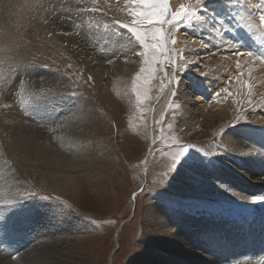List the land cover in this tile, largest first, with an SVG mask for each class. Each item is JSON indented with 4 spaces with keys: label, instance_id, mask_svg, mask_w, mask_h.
Instances as JSON below:
<instances>
[{
    "label": "rangeland",
    "instance_id": "1",
    "mask_svg": "<svg viewBox=\"0 0 264 264\" xmlns=\"http://www.w3.org/2000/svg\"><path fill=\"white\" fill-rule=\"evenodd\" d=\"M120 2L123 5L117 7ZM171 2L172 0H169L170 6ZM10 3V6L5 8L6 12L9 11V16L0 21L2 27L0 28V91L10 93L7 99L0 95V109L4 112L7 107L15 108L24 119L35 121L34 118L36 120L38 118L30 112L35 111L36 105L32 108L27 105L32 95L61 100L78 96L89 99L93 101L92 103L95 102L94 109L99 113L102 124L105 126L106 140L98 142L110 149L107 167L94 169L90 166L88 174L81 175L83 182L81 185H88L91 189L85 190L86 192L81 191L82 193L77 195H72L70 192L64 194L47 192L45 189L37 188L26 182L20 173L10 178L7 182L9 189L0 191V201L4 202L0 203V208L8 210L11 214V225L7 231L19 235L28 230L25 232L30 234L29 237L38 238L40 236L38 241L29 242L32 245L26 242L12 248L8 253L12 255L11 263H17L20 257L26 256L27 260H22V264H30L29 257H38L41 264H139L137 259L143 258L145 261L152 253L149 245L151 237L156 234L150 236L148 230L151 229L150 217L153 216L156 208H160L165 217L173 219L191 215L208 222L217 220L236 224L235 226L240 227L244 232L242 239L245 245L247 241L252 242L263 238L261 237L263 231L259 229V226L264 223V185L259 186L261 189L255 188L256 195H245L238 191L239 189L237 190V188L245 189L244 184L240 182L239 184L237 178L229 182L230 186L235 185L233 188L220 181L214 184L211 182L213 181L211 177L207 178L209 172L219 171L218 155L244 157L245 152L234 147L231 140H228L230 143L227 142V145H224L221 140L223 131L225 130V133L227 127L220 129L222 133L217 134L219 136L212 132V129H206L201 139L193 137L191 133H185L186 129H183L185 127L179 129L178 125L182 119V105L177 100V94L176 98L170 95L168 105L164 108V113L162 112L160 118L156 121L152 120L156 101L168 89L166 87L163 92H160V81L164 79L163 74L168 64L166 50L163 55H157L161 70L155 74L156 78L149 85L148 96L142 97L143 102H141L137 99L134 81L136 73L143 66L142 59H147V57H140V67L130 77L120 75L121 77L118 76L108 82L104 77V81H99L98 78H94L91 71H86V68L80 65L81 59L73 58L75 46L71 48L62 40H54L61 38L62 34H65L64 38H68L69 35L76 33V36H79L78 39L80 36L85 37L81 38V41L83 45L89 44L88 50L94 48L93 50L99 54H103L102 46L111 37H129L132 42H135L127 29L117 23V21L131 22L128 9L134 5L130 4V0H95V3L93 0H11ZM111 3L115 4L116 7L113 9L120 15L117 19L111 17L112 21H107L109 17L105 15L104 17L102 11H105V7L110 8ZM246 6L249 7L248 13L244 14L243 8ZM94 8L98 10L93 11ZM122 14L128 18H122ZM261 14H264V0H204L198 11V15H203L204 19L193 21L189 26L181 24L180 30L175 33L177 43L174 47L177 51L173 52V57L176 58L177 64L183 63L178 58L180 53L187 60L194 62L179 73L178 91L184 79L190 82H192L190 79H193V82L197 83L196 89L198 90H202L201 82L205 84L206 77L214 81L218 80L219 83L223 81L218 79L222 76L216 75L215 71L204 73L205 76H201L203 81L200 76H196L192 72L198 68L195 56L202 57L208 54L214 59L223 56L236 59V56L239 58L240 55L234 53L248 51L264 55V21L260 20ZM220 23L224 25L227 35H223L224 31ZM105 25L108 27L105 28ZM193 37H196L195 40L207 43V48L202 46V50L201 46L193 43L194 47L193 45L188 46V53L185 52L183 47L179 46L180 41L182 38L190 40ZM134 46H138V52L141 51L137 42ZM168 47L173 46L169 44ZM123 49L127 51V45ZM192 57L194 58L190 59ZM241 58L248 62L257 61L247 56H241ZM199 68L202 72L206 70L200 65ZM241 73L240 68L237 69V75ZM167 74L169 76V73ZM214 74L216 76H213ZM188 75L190 76L187 77ZM89 76L92 77L91 80ZM242 78L240 75V79ZM42 80L47 81L41 83ZM243 81L250 84L251 89L246 86L242 87L240 96L243 95L247 105L244 109L235 106L234 112L242 113V122L231 120L228 127L231 130L255 128L256 125L252 122V118L264 120V89L252 83L249 76ZM224 83L221 89H227ZM173 87H175L174 84ZM249 91L251 95L248 94ZM105 95L110 97L109 101L104 97ZM206 96L205 99L212 96L211 92L209 91ZM192 97L195 98L194 93ZM9 98L11 104L7 102ZM179 103L181 107L175 108V105ZM107 104L111 105L112 109H108ZM233 125L236 126L235 129ZM260 129L264 132V125ZM208 136L216 137L213 144L215 147L205 148L203 142L208 140ZM181 146L185 150L184 155L174 167L173 157L181 151ZM94 173L98 177L93 176ZM101 175L103 177L100 179ZM101 183H104L103 186ZM17 184H23V188L16 189ZM10 191L12 194H9ZM8 201L12 203L8 204ZM70 213L77 217L76 222L79 226L81 223L88 227V234H78L70 229L71 226L68 225L70 221L67 217ZM44 215L53 225L54 221H57L59 232H66L65 229L68 226L67 231L70 233H66L68 235L49 233V226L41 232L37 224L38 216L43 220ZM177 226L181 227L180 224ZM247 233L251 236L249 237ZM48 234H50L48 238L47 236L43 238ZM231 235L230 240L224 241L230 249L236 247L235 233ZM16 241L20 242L22 238L17 237ZM3 248L4 246L1 249ZM255 250L257 251V248ZM48 257H51L50 262L44 263L42 258L47 259ZM208 257L211 262H214V257ZM8 258L10 257L7 256L6 259ZM242 262V264H250L246 257ZM262 263L260 259L259 264ZM175 264L192 263L186 259H180ZM228 264L238 263L235 260Z\"/></svg>",
    "mask_w": 264,
    "mask_h": 264
},
{
    "label": "bare ground",
    "instance_id": "2",
    "mask_svg": "<svg viewBox=\"0 0 264 264\" xmlns=\"http://www.w3.org/2000/svg\"><path fill=\"white\" fill-rule=\"evenodd\" d=\"M10 1L11 0H0V21L9 16V11L6 12L5 8L10 6ZM180 2L183 3L185 0H172L171 6L173 8L179 7ZM122 5V2H120L117 7H121ZM114 7H116L115 4L111 3L110 8L105 7V11H102L103 16L105 15L109 17L107 21H112V18H119L120 14L115 11V9H113ZM240 8L242 9V7ZM248 8V6L243 8L245 12L244 14L248 13ZM122 18L128 17L122 14ZM205 23H207V21ZM254 25L256 24L254 23ZM223 26L224 25L222 24L224 35L226 30ZM0 28L2 27L0 26ZM77 35H79V33ZM64 36L65 34H62L61 38L54 40H62L63 42H66L68 47L75 46L73 58L81 59L82 63H80V65H83V68H86V71H91L94 78H98L99 81H104V77L106 82L112 81L113 78H118L120 75H123L124 77H130L133 75V73H136L137 69L140 67L141 59L137 55L138 46H134L135 42H132L129 37L119 36L117 38L111 37L107 39L105 44L102 46L104 50L103 54H99V52L93 50L94 48L88 50L87 46L89 44L87 45L85 43V45H83V41H81V38H83L82 36H80V40L78 39L79 36H76V33L69 35L68 38H64ZM85 36L87 35L85 34ZM179 37H181V34H179ZM194 39H196V37H193L190 40L182 38L179 46L183 47V50L188 53V46L193 45L194 47ZM59 45L62 46L61 44ZM91 45H93V43ZM125 45L128 47L127 51L123 49ZM133 54L135 55L133 56ZM195 57V61H197L196 67L198 68L192 72L196 74V76H200L202 80V73H213L215 71L217 73H215L216 75L222 76V78L220 77L218 79L223 81L219 83L217 82V79V81H214L213 79L206 77L205 84L201 82L202 90H198L196 89L197 83H194L193 79H190L192 80V82H190L188 79L183 80L181 78L183 80V85L179 87V91L177 92L176 96L177 100L180 101L182 105V119L180 118L181 121H179L178 124L180 126L179 129L184 126L185 128L183 129H186L185 133H191L193 137H200L201 139V137L204 136L206 129H212V132L217 135L221 132L220 129L222 127H227L226 132L224 133V130L223 136L221 135V140H223L224 145H227L228 140H231L234 143V147H236L238 150H241V152H245L243 153L244 157L239 158L237 153L235 154L237 155L236 157H225L223 155L219 156L217 154L218 162L220 164L218 167L219 171L216 170L217 173H212L213 171L211 173L209 172V174H207V178L211 177V180H213L211 182H214V184L216 181H220V183L224 182L232 188L235 185L230 186L229 182L237 178L236 180L238 183H243L245 188H237V190L239 189L238 191L243 192L245 195H256L257 192L255 188L259 187L260 185H264V132L262 129H260V127L264 125V120L252 118V122L255 123L254 125H256L255 128L231 130L228 127L231 120H237L239 123L242 122V113L234 112L235 106H238L240 109H244L247 105V102H245L246 100H244V97H242L243 95L240 96L243 85H241L235 79L237 76V61L240 63V71H242L243 77L240 80L243 81L247 76H249V80L254 84H258L262 89H264V63L261 61L252 62V60L248 62L243 60L241 56H239V58L236 56V59L224 56V58L217 57L214 59L208 54H204L202 57H199V55ZM193 58L194 57L190 59ZM109 61H111V63H109ZM199 65L200 67H205L206 70H203L204 72H202L199 68ZM30 70H28V72ZM36 72L38 71L36 70ZM168 73L171 77L172 72L168 71ZM215 74L213 76H216ZM189 76L190 75L187 77ZM45 81L47 80H42L41 83ZM222 83H224V86L227 88L228 92L231 93V95L221 91L222 89L220 87ZM32 87L33 86H31V88ZM260 87L259 89H261ZM209 91L211 92L212 96L205 99V96ZM218 91H221V95L219 97L216 96V92ZM32 92L30 94H32ZM9 93L10 92L0 91V95L6 97V99ZM193 93L195 98L192 97ZM170 95L171 94L167 89L156 101L157 103L154 106V114L152 116L153 121H156L160 118L164 108L168 105V99ZM32 96V98L28 99L27 105L31 106L30 108L35 107L34 105H36V109L34 108V112L28 111L34 115V117L36 116L38 120H36L34 117L33 118L35 121L32 119H24L21 114H19L18 111L12 107H7L6 110L4 109V112L0 109V191L9 189L7 182H9L10 178L15 176L16 173H20L26 182L33 184L37 188L45 189L47 192L51 191L57 194L70 192L72 195H77L78 193H82L81 191L84 192L87 189L90 190L91 188L89 189L88 185H81L83 184L81 175H87V171L90 166H92L94 169H103L104 167H107V162L110 159V149L98 142L106 140V131L104 124H102L99 113H97L94 109L95 102L92 103L93 101L91 102L89 99H83L81 97L79 98V96L76 98L71 97L62 100L53 98H40L35 97L34 95ZM104 97L107 98L108 101L110 100V97H107V95ZM7 102H10L11 104V99L9 98ZM111 105L107 104L108 109H112ZM214 108H217V110H214ZM258 114L257 116H259ZM235 128L236 126L234 129ZM215 138L208 136V140L203 142L205 148H212V146H214L213 144L215 143ZM231 155H233L232 152ZM96 173L92 175L98 177ZM102 177L103 175H101L100 179ZM203 180L207 181V179ZM103 184L104 183H101V186H103ZM22 185L17 184L16 189H22ZM9 194H12V192L10 191ZM152 208L154 209L153 206ZM1 209L2 207L0 208V217H2L0 218V223L2 222L1 225H3L2 227L0 226L2 228L0 231V234L2 235L0 236V246H4V248L1 249L2 247H0V264H22V260H27L26 256L23 258L20 257L17 263H11L12 255L8 253L17 245H22L26 242L28 245H30L32 242L38 241L40 236L37 235L38 238H32L31 236L29 237L28 235L30 234L25 232L28 230H25L19 235L8 232L7 230L11 225V214L8 210ZM155 211L152 217H150V215L148 216L151 218L149 224L151 229L148 230L150 231V236H153L154 233L156 234L151 237V242L149 245L152 255L150 254L149 258L145 261H143V258L140 260L137 259L139 264H149L151 262V264H175V262H179L180 259H186L192 264H228L229 262L235 260H237L238 264H242V261L245 257L247 258L248 262L250 261V264H259L260 259L263 261L262 264H264V223H261L262 225L259 226V229L263 231L261 233V237L263 238L254 240L252 241L253 243L251 241H247V244L245 245V241L242 239V233L244 232L241 231L242 229H240V227H236V224L234 225L229 222H220L217 220L208 222L203 218H196L191 215L173 219L170 217H165L161 213L160 208H156ZM79 212L82 213L81 211ZM67 217L70 221V224H68L71 226L70 229L73 231L75 230L78 234H88V227L82 225L81 223V226H79L76 222L78 219L75 217V215L70 213V215H67ZM47 219L48 217L45 215L43 220H41L40 216H38L37 224L39 225L38 228L41 232L49 226V233H55L59 235H68L66 233H70L67 231L68 226L65 229L66 232H59L56 223L57 221H54L56 224L55 226V224L53 225L52 222L49 223ZM179 224L181 227L177 226ZM24 227H26V225ZM80 229L82 230L80 231ZM31 232L32 231L30 230V233ZM231 233H235L236 237V247L232 249L229 248L228 244L224 243L225 240H230L232 237ZM49 235L50 234L44 235L43 238L46 236L48 238ZM248 236L250 237L251 235L248 234ZM17 237L22 238V241H16ZM256 248L257 251L255 250ZM254 250L256 252H254ZM207 255L214 257V262H211ZM7 256L10 258L6 259ZM31 258L33 257H29L30 260H28L30 264H41L38 261V257L33 259ZM50 259L51 257H48L47 259L42 258V261L44 263L50 262Z\"/></svg>",
    "mask_w": 264,
    "mask_h": 264
},
{
    "label": "snow or ice",
    "instance_id": "3",
    "mask_svg": "<svg viewBox=\"0 0 264 264\" xmlns=\"http://www.w3.org/2000/svg\"><path fill=\"white\" fill-rule=\"evenodd\" d=\"M93 3H95V0H93ZM203 3L204 0H185L179 7L173 9L170 6L169 0H130V4L134 5V7L128 9L131 14V22L124 23L117 21V23H119L122 28L127 29L131 38L140 46L141 51H139L137 55L141 58L147 57V59H142L143 66L139 69L134 81L137 99L141 102H143L142 97L146 98L148 96L150 91L149 85L156 78L155 74L161 70L157 55H163L165 50L168 52V64L163 74L164 79L160 81V92H163L167 87L171 96H176L179 85V73L194 62L187 60L183 54L180 53L178 58L183 61V63L177 64L176 58L172 56V53L177 51L174 47L177 43L175 33L180 30L181 24L189 26L193 21H202L204 19L202 16L198 15V11ZM97 10L98 9L95 8L93 9V11ZM260 20L264 21V14H261ZM104 27L107 28L108 25ZM193 43L199 46H207L202 40L194 39ZM169 44L173 47H168ZM234 54L247 56L250 59L254 58L264 63V55H257L252 51L246 53L236 52ZM109 63H111V61H109ZM239 68L240 63L237 61V69L239 70ZM168 71L172 72L171 77L168 76ZM202 75L204 74L202 73ZM240 75H242V73L237 75L235 79L241 85L251 89L250 84L240 80ZM89 79L91 80L92 77L89 76ZM173 84L175 87H173ZM221 91L231 95L227 89H222ZM221 91L216 92L217 97L221 95ZM248 94L251 95V91H249ZM73 95H75V93H73ZM180 107L179 104L175 105L177 109ZM169 127H171V125H169ZM176 142L178 143V141ZM184 151L183 146H181V151L173 157L174 167L184 155ZM0 203L4 202L0 201ZM7 203L11 204L12 202L8 201Z\"/></svg>",
    "mask_w": 264,
    "mask_h": 264
}]
</instances>
